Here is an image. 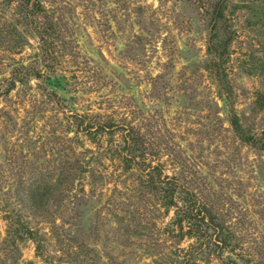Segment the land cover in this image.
Listing matches in <instances>:
<instances>
[{"label": "rangeland", "instance_id": "rangeland-1", "mask_svg": "<svg viewBox=\"0 0 264 264\" xmlns=\"http://www.w3.org/2000/svg\"><path fill=\"white\" fill-rule=\"evenodd\" d=\"M39 1L35 17L28 0H0V264H44L32 241L5 244L8 216L46 234L51 264H174L193 243L172 232L175 209L142 188L141 166L125 170L112 153L122 135L93 145L81 118L132 126L145 164L176 181L177 206L192 192L212 210L231 247L210 246L198 264H264V149L229 123L236 114L250 135L264 124V0ZM226 40L230 99L210 68ZM32 200L73 245L51 235L49 215L32 216Z\"/></svg>", "mask_w": 264, "mask_h": 264}, {"label": "trees", "instance_id": "trees-1", "mask_svg": "<svg viewBox=\"0 0 264 264\" xmlns=\"http://www.w3.org/2000/svg\"><path fill=\"white\" fill-rule=\"evenodd\" d=\"M30 2H32L30 11L32 15L37 17L45 13L46 9L42 6L39 0H28L27 3ZM229 47L230 40H226L221 52H210V68L211 71L214 72V77H216V81L218 82V96L220 98L225 97L228 99L231 98L232 89L226 82L223 68H220L219 65L222 66L221 62L227 57ZM74 123L76 125V131H80L86 138H88V141L92 142L93 145L98 143V140H96L97 136L101 137L109 135L110 138H113L117 133L122 135L121 151L118 152L117 148H113L112 153L119 154L117 155L118 161H120V164L126 165V168H124L125 170H128V168L131 169L132 165H140L142 168V177L139 181L141 182L142 188L146 189L148 194L156 195L159 198V202L165 212L175 209L172 218V232H175V229H177L178 233L176 236L192 240L193 243H190L187 249L179 250L178 259L174 264H198V260L206 258V256L214 253V250H212L210 246H216L217 248H220V250L231 247V236L227 233H223L225 231L221 230L223 229L222 225L215 214L212 213V210H210L205 204H201L196 199V196L194 194L192 195V192H187L186 196L181 200L182 205L180 207L177 206L176 194L178 193V185L176 181L173 180V178L164 175L159 165H152L150 162L145 164L146 157L149 153L147 152L146 146L147 140L143 135H140L137 130L132 128V126L117 125L106 120L85 121L82 118L78 121H74ZM229 123L234 134L243 143L249 144L258 149H264V124L256 134L250 135L246 133V130L240 123V119L236 114L230 112ZM74 174L75 171L71 172L69 176L65 178V181L67 184L66 191L68 192L69 208L67 211L72 212L69 220L72 221L73 225H77L80 217L78 194L75 193L74 195L69 196L73 191V186L76 182L75 176H72ZM82 184L83 183L81 182L80 185ZM30 204L31 205L27 206L24 205V207H27L32 211V216L42 217V220H44V217L47 216H43L45 215L43 213H46L51 217L44 223H49L51 225V235L53 237L58 238L59 242L62 244L66 243L68 246L73 245L71 244L72 240L68 238L67 234L61 235L62 232L66 231L63 230L62 225H57L56 221L52 220V213L49 212V210H46V207L48 206L47 203H37L35 200H32ZM60 222L66 224L69 223L67 220H64V218H62ZM29 223L30 222L26 220V218L21 217V215L18 218L8 216L6 231L7 238L5 244L10 247L15 246V248H18V245H16L17 241L30 240L35 246V255L41 258L44 264H51L49 259L45 256V251L48 247V244L46 243L48 241V239H46V234L41 232V229L39 228H32ZM66 236L67 238H65ZM91 253L92 251H86L84 258H90L89 261H93V259L89 257Z\"/></svg>", "mask_w": 264, "mask_h": 264}]
</instances>
